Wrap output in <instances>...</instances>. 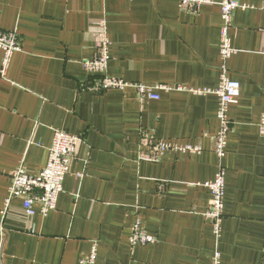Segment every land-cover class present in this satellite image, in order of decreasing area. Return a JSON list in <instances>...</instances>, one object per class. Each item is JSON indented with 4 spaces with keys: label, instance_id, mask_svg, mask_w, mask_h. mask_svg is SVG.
<instances>
[{
    "label": "crops",
    "instance_id": "obj_1",
    "mask_svg": "<svg viewBox=\"0 0 264 264\" xmlns=\"http://www.w3.org/2000/svg\"><path fill=\"white\" fill-rule=\"evenodd\" d=\"M220 1L189 13L179 0H0V30L17 31L22 43L5 76L0 49V264H79L94 241L97 264H211L217 248L221 264H264V0H237L249 6L234 12L230 30L227 73L241 94L229 109L220 242L204 186L219 168L218 97L160 90L141 103L133 87L94 92L83 65L105 17L110 75L216 88ZM56 128L82 137L57 209L28 218L14 199L3 218L12 174L21 164L33 175L46 166ZM141 128L203 150L139 161ZM138 218L158 240L132 250Z\"/></svg>",
    "mask_w": 264,
    "mask_h": 264
},
{
    "label": "built area",
    "instance_id": "obj_2",
    "mask_svg": "<svg viewBox=\"0 0 264 264\" xmlns=\"http://www.w3.org/2000/svg\"><path fill=\"white\" fill-rule=\"evenodd\" d=\"M213 0H179V7L184 12H198L200 6L211 3ZM221 6V39L220 56L222 64L220 66V82L216 88H196L186 85H162L133 83L122 77L112 76L108 72L110 61L111 42L107 36L106 18L101 19L102 31L95 42V52L90 59L84 60L85 69L92 75L93 80L88 87L94 92H106L113 89L125 90L133 87L137 92L139 101L145 102L147 99H160V90L189 91L195 94H215L218 97V118L220 129L214 136L213 151L219 160V168L213 180L207 181L204 186L210 190L211 197L209 207L205 213L211 224L214 238L220 242L222 236V226L224 221V198L227 170L222 161L226 155L228 135L231 130L232 119L229 116L230 106L238 102L241 94V83L229 77L227 62L236 52L232 46L230 30L233 25L234 12L239 8H247L249 5L240 3L237 0H222ZM0 49L3 51L1 75L5 76L12 57L16 52L22 50L20 35L17 31L0 30ZM260 133L264 135V119L260 124ZM82 143V137L67 130L53 129V141L49 147V158L46 166L36 175L30 174L23 166L19 165L12 174L8 195L4 200L1 211L3 218L8 216L14 199H21L22 209L28 218L36 214L47 216L57 209L58 197L63 191V184L66 175L70 172L71 164L76 158L78 147ZM203 149L199 145L182 144L176 141L159 139L155 133L148 128H141L139 132V161L158 163L162 161L167 153L188 152L197 153ZM85 173H78L79 179ZM32 231V229H31ZM157 237L146 231L142 220L138 218L132 227L129 237L130 247L134 250L138 244H154ZM98 244L92 243L90 252L83 256L79 264H97ZM211 264H221V251L217 248L211 260Z\"/></svg>",
    "mask_w": 264,
    "mask_h": 264
}]
</instances>
